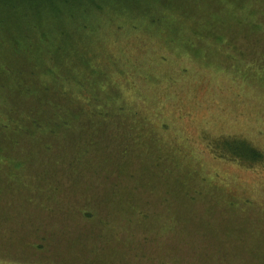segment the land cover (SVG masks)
<instances>
[{
	"label": "rangeland",
	"instance_id": "obj_1",
	"mask_svg": "<svg viewBox=\"0 0 264 264\" xmlns=\"http://www.w3.org/2000/svg\"><path fill=\"white\" fill-rule=\"evenodd\" d=\"M4 2L0 49L34 54L41 35L22 30L31 10L6 13ZM188 3L194 18L204 15L198 1L109 0L126 12L106 10L98 30L102 48L128 66L117 83L144 117L135 124L146 151L118 154V121L99 136L81 132L82 120L35 143L0 136V264H204L205 253L209 264H264V164L207 148L235 138L264 154V42L227 37L236 48L225 49L228 60L213 41L169 47L161 39ZM134 4L139 30L114 33L132 23Z\"/></svg>",
	"mask_w": 264,
	"mask_h": 264
},
{
	"label": "trees",
	"instance_id": "obj_2",
	"mask_svg": "<svg viewBox=\"0 0 264 264\" xmlns=\"http://www.w3.org/2000/svg\"><path fill=\"white\" fill-rule=\"evenodd\" d=\"M108 1L5 0L2 4L6 13L29 8L34 20L30 28L22 30L29 36L40 33L42 40L34 54L24 45L23 50L0 49V117L4 122L0 124V136L5 141L20 144L19 138L35 143L60 129L75 130L79 120L83 122L78 125L81 132L99 136L114 130L118 121L117 129L126 131V145L118 154L124 156L136 148L145 150L141 129L135 124L144 117L140 118L129 102L121 100L117 83L129 77L128 66L116 52L102 48L98 34L106 10L113 14L126 12ZM194 1L202 2L204 15L194 18L189 9L191 3H188L181 12L182 18L174 16L176 20L169 25L173 35L165 39L159 37L169 47L176 44L200 47L213 41V51L228 60L231 55L225 49L235 52L236 48L227 37L245 35L246 40L254 38L259 43L264 42V14L259 16L260 12L264 13V0H190ZM135 5L128 6L133 21L127 30L118 24L114 33L124 35L127 31L139 30V18L132 12ZM231 25L236 30L228 33ZM204 56L200 49L194 51V58L203 61ZM92 144L95 143H89ZM207 144L216 158L250 166L264 164V154L244 140L222 138ZM161 156L168 158L162 153ZM120 174L127 175V171L122 170ZM210 256V253L203 254L204 264H209Z\"/></svg>",
	"mask_w": 264,
	"mask_h": 264
}]
</instances>
